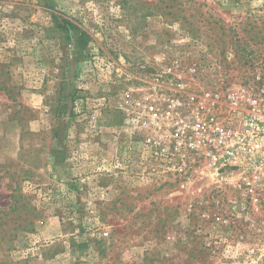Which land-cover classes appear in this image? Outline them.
Listing matches in <instances>:
<instances>
[{
	"label": "rangeland",
	"instance_id": "1",
	"mask_svg": "<svg viewBox=\"0 0 264 264\" xmlns=\"http://www.w3.org/2000/svg\"><path fill=\"white\" fill-rule=\"evenodd\" d=\"M262 62L264 0H0V264H264V203L151 110Z\"/></svg>",
	"mask_w": 264,
	"mask_h": 264
},
{
	"label": "built area",
	"instance_id": "2",
	"mask_svg": "<svg viewBox=\"0 0 264 264\" xmlns=\"http://www.w3.org/2000/svg\"><path fill=\"white\" fill-rule=\"evenodd\" d=\"M251 87L235 84L225 91L204 89L169 100L156 108L158 126L170 122V150L161 154L178 172L202 157L215 170L237 173L241 201L264 203V62L255 70ZM162 147V148H161ZM164 152V153H163Z\"/></svg>",
	"mask_w": 264,
	"mask_h": 264
},
{
	"label": "trees",
	"instance_id": "3",
	"mask_svg": "<svg viewBox=\"0 0 264 264\" xmlns=\"http://www.w3.org/2000/svg\"><path fill=\"white\" fill-rule=\"evenodd\" d=\"M61 26H63V28H65V29H68V28L70 29L73 27L75 29H77V33H78L77 34V44H78V46L80 48H84L86 46L88 39L90 38V34L86 30L76 26L73 22L66 20V19H64L62 21Z\"/></svg>",
	"mask_w": 264,
	"mask_h": 264
}]
</instances>
